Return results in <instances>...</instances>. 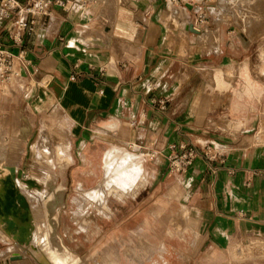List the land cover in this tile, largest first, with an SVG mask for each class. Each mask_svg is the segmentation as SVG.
I'll list each match as a JSON object with an SVG mask.
<instances>
[{
    "label": "crops",
    "instance_id": "1",
    "mask_svg": "<svg viewBox=\"0 0 264 264\" xmlns=\"http://www.w3.org/2000/svg\"><path fill=\"white\" fill-rule=\"evenodd\" d=\"M150 2H128L114 13L104 7L107 0L84 8L70 2L69 9L52 2L47 14L31 16L33 30L21 33V44L9 38L14 29L0 35V43L14 53L25 50L27 64L18 75L38 84L33 105H41L48 120L63 121L71 149L102 157V186L112 149L104 137L113 135L136 147L135 152L120 148L125 151L120 157L141 159L133 194L141 187L150 191L147 201L163 189V196H176L181 207L170 211L171 226L158 219L168 209L162 203L157 224L145 220L134 237L132 230L114 231L117 237L146 240L145 246H132V259H151L159 251L167 260L165 241L148 239L156 226L181 240L179 253L186 261L195 254L197 264H264V117L261 110L255 112L264 82L253 70L229 68L235 60L227 42L220 50L200 45L192 53L172 39L167 21L180 24L179 10H162L163 19L160 14L156 22L152 16L165 1ZM199 68L213 69L200 91ZM259 69L264 72L262 65ZM28 121L31 130L33 118ZM49 126L43 119L40 131ZM95 142H102V148L88 146ZM181 144L195 145L201 153L180 174L171 175V158L183 152ZM71 158L75 162L72 152ZM8 238L0 236V264H21L10 259L17 245Z\"/></svg>",
    "mask_w": 264,
    "mask_h": 264
},
{
    "label": "rangeland",
    "instance_id": "2",
    "mask_svg": "<svg viewBox=\"0 0 264 264\" xmlns=\"http://www.w3.org/2000/svg\"><path fill=\"white\" fill-rule=\"evenodd\" d=\"M164 1L152 18L157 22L162 10L168 9L165 10L166 12L169 9L175 12L179 10L180 24L167 21L172 39H176L182 45L186 44L192 53L199 49L200 45L220 50L222 44L227 42L230 44L231 59L235 60L229 68L234 71L253 70L254 77L264 82V77L258 75V73L264 75L259 69L261 53L264 51L262 50L264 49V0ZM140 2L143 6L148 5L147 0ZM82 5L84 8L91 4L87 2ZM118 6H122L118 0H107L104 7L114 13ZM174 15L178 21L177 14ZM31 16L28 15L30 19ZM161 19H163L162 14ZM201 19L204 20L203 23ZM186 24L196 26L199 31L187 30ZM9 25L8 22L5 28L7 32L10 30ZM10 31L12 32L13 28ZM261 65L264 69V60ZM196 71L199 72L196 81L200 91L201 87L209 82L213 69L199 68ZM23 80H25L24 88L17 98L11 99L10 96L3 95L0 90V173L10 171L11 167L16 168V177L19 181L16 186L27 197L31 208L28 220L24 221L19 216L12 218L18 227L23 226L28 229L30 234L28 233L27 237H22L17 231L10 229L6 220L0 216V225L3 228L0 236L8 241L6 235H10L17 245L12 247L14 256L10 259L22 260L21 264H55V257L59 253L67 257V260L61 264H197L195 254L188 255L187 261L184 257H180L179 248L182 243L178 237H169L164 232L157 231L156 226L149 231L148 239L154 244L159 240L165 241L167 252L163 255L167 260L161 257L159 251L153 253L151 259L144 261L139 259L140 262L132 259L133 245H147L145 239L140 238L137 242L136 238H131L134 237L133 232H137L147 219L154 225L157 224L156 211L162 203L167 204L168 209L162 212L158 219L165 220V225L171 226L170 211H179L181 207L176 196L172 193L163 196V189L160 194L154 196V199L147 201L144 197L150 191L146 193V190L138 187L134 189L135 194L128 192L122 198L116 193H111L112 190L104 184L102 192L107 208L105 213H100L92 202L80 195V191L88 192L89 195L93 191L92 188L104 180H102V157H91L88 150L85 156L86 151L76 146L71 149V144L64 140L68 138L69 133L63 121L48 120L49 116L45 110H42V106L33 105L35 97H32V92L38 84L26 78ZM192 82H195V79ZM251 97L257 98L258 95L251 94ZM261 99L262 109L259 101L256 100L255 112L258 115L261 110L264 117V94ZM31 118L34 125L30 130L27 124ZM43 119L50 124L47 132L52 145V156L54 155L51 164L49 155L44 159L40 156L37 143ZM104 138L109 141L107 146L112 148L105 164L114 163L115 159L125 153L120 148L135 152L133 149L136 147H132L130 142H122L113 135ZM61 141L65 142L69 152L74 154L75 162L74 158L70 161V163L74 162L73 164H66L56 157V144ZM98 144L102 148V142L91 143L88 146H98ZM145 159L148 164L152 161L151 156L148 155ZM128 160L130 161L131 158L128 157ZM181 172L172 171L171 175ZM170 179L166 181L168 185ZM104 187L107 188V192ZM50 200L52 202L49 203ZM118 229L124 232L132 230L129 234L132 236L117 237L114 231ZM20 242H23V245ZM190 256L192 259H189Z\"/></svg>",
    "mask_w": 264,
    "mask_h": 264
},
{
    "label": "bare ground",
    "instance_id": "3",
    "mask_svg": "<svg viewBox=\"0 0 264 264\" xmlns=\"http://www.w3.org/2000/svg\"><path fill=\"white\" fill-rule=\"evenodd\" d=\"M80 1L83 2L84 0H80ZM99 1H104V0H88V2L90 4H94V3H97ZM118 1H119V3L122 4V6L123 5L125 6L128 2H130V0H118ZM138 1L140 2V0H138ZM147 1H148L147 6H149L151 2H150V0H147ZM134 2L132 4H134ZM172 18L175 22H178L176 20L174 14L172 15ZM189 30L190 31H199V28H197L194 25H191V26H189ZM262 50H264V49H262ZM261 58H262V60H261V63H262L264 60V51L261 53ZM261 63H260V65H261ZM21 81H22V83H21ZM23 81H25V80H23L22 76H20V75L14 76L9 81V83L0 84V90L2 91L3 95L10 96L11 99L17 98L22 93V90L24 88ZM44 126L46 127L47 125H44ZM47 131H48V129H46V128H43L40 131L39 137L37 139V143H38V147L40 150V156L44 159L45 157H48V155H49L50 164H51L54 155L52 156V148H51L52 145H50V137L48 136ZM56 148H57V156L56 157H58V160L65 162L66 164L70 163L71 160L69 158L68 145L65 142L61 141V142H58L56 144ZM140 162H141L140 158H138L136 160L129 161L128 157L125 156V157H120V158L115 159L114 163H109V165L107 166V169H106L104 183L108 188H110L112 190L111 193H116L120 197L122 195H125L127 192L133 193L132 189H133V187L136 186L137 181L141 177L140 172H141L142 167H141ZM62 165H64V164L62 163ZM11 168H10V171H5V172L0 173V196L1 197H4L3 195L5 194V191H6L4 180L7 177H9V175L12 174ZM13 168H15V167H13ZM15 170H16V168H15ZM16 176H17V173H16ZM16 176L14 177L15 184L19 182ZM20 192L22 193L21 190H20ZM80 195L83 197H86V199L89 202H92L93 205L96 206V208L99 210L100 213L106 212L105 208H107V204L105 202L106 201L105 196L102 192V183L97 185L93 189V191H91V194L88 195V192L84 193L83 191H80ZM26 200H27L28 205H29V213H30L31 208H30V203H29L27 197H26ZM20 212L21 213H24V212L27 213V211H25V207H23L22 205L20 207ZM0 216L5 219V216L2 215L1 213H0ZM13 217H15V215L10 214L9 219H12ZM19 217L21 219H23L21 215ZM28 219H29V216L27 219H23V220L26 221ZM14 230L17 231V233H19L22 237H27L28 236L27 234L29 233L27 228H25L23 226L18 227L17 224H16V228ZM1 233H3V228L0 225V234ZM6 237H8V236L6 235ZM24 243H25V241H24ZM21 245H23V242L21 243ZM66 260H67V257H63L62 255H60L58 253V255H56V257H55L54 263L55 264H61V263L65 262Z\"/></svg>",
    "mask_w": 264,
    "mask_h": 264
},
{
    "label": "built area",
    "instance_id": "4",
    "mask_svg": "<svg viewBox=\"0 0 264 264\" xmlns=\"http://www.w3.org/2000/svg\"><path fill=\"white\" fill-rule=\"evenodd\" d=\"M138 0H130V2ZM56 3L64 9H69V3L85 4L88 0H27L23 3L21 0H0V35L3 34L6 24L9 22L8 29H14L9 38L16 44L22 43L21 33L31 32L33 30L34 18L30 19L28 15L47 14L48 6ZM203 23L204 20L201 19ZM27 64L25 50L18 53L5 48L0 43V84L8 83L14 76L21 72V67ZM175 147V146H174ZM182 153L177 152L171 158V171H183L201 151L195 145L181 144L179 147Z\"/></svg>",
    "mask_w": 264,
    "mask_h": 264
},
{
    "label": "water",
    "instance_id": "5",
    "mask_svg": "<svg viewBox=\"0 0 264 264\" xmlns=\"http://www.w3.org/2000/svg\"><path fill=\"white\" fill-rule=\"evenodd\" d=\"M11 171L12 174L4 180L6 191L3 195L4 197L0 196V213L5 216L4 220L7 221L9 228L15 229L16 223L14 220L9 219L10 214H14L15 216L21 215L23 219H27L29 216V205L26 197L20 192L14 182V177L16 176L15 168L12 167ZM21 205L25 207L27 213L20 212Z\"/></svg>",
    "mask_w": 264,
    "mask_h": 264
}]
</instances>
